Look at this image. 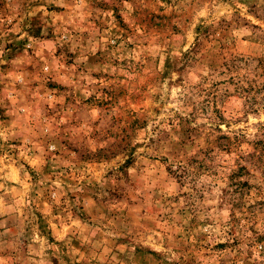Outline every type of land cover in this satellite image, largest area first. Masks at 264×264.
<instances>
[{"label":"rangeland","instance_id":"1","mask_svg":"<svg viewBox=\"0 0 264 264\" xmlns=\"http://www.w3.org/2000/svg\"><path fill=\"white\" fill-rule=\"evenodd\" d=\"M3 191L5 264H264V0H0Z\"/></svg>","mask_w":264,"mask_h":264},{"label":"crops","instance_id":"2","mask_svg":"<svg viewBox=\"0 0 264 264\" xmlns=\"http://www.w3.org/2000/svg\"><path fill=\"white\" fill-rule=\"evenodd\" d=\"M6 191H3L0 193V198L3 200L2 205H0V243L3 245H6L11 241L10 238L6 237L7 229L11 230V228H14L15 226H18L19 223L15 221V217H13L11 214L6 216ZM9 197V196H8ZM17 241L20 242L19 239ZM31 249L35 250V245H30ZM5 256H2L0 258V264H5Z\"/></svg>","mask_w":264,"mask_h":264}]
</instances>
